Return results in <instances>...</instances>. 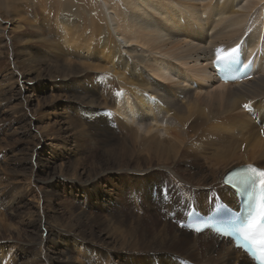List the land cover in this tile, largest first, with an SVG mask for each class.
Returning a JSON list of instances; mask_svg holds the SVG:
<instances>
[{
	"label": "bare ground",
	"instance_id": "obj_1",
	"mask_svg": "<svg viewBox=\"0 0 264 264\" xmlns=\"http://www.w3.org/2000/svg\"><path fill=\"white\" fill-rule=\"evenodd\" d=\"M6 1V5L17 13L16 9H19L15 5L20 3L14 4V0ZM42 2V8L49 9L47 18H53L52 21L59 31L62 42L59 43L58 55L66 58L61 61L63 73L60 89L70 98L80 102L79 106H83L82 115H85L84 118L89 122V126L86 127L80 120L75 121L74 118L72 124L76 128H81L76 124L81 123L89 132L90 138L97 146L96 154L91 158H97V161L92 160L87 169L80 158L72 157L73 160H68L63 166L58 167L56 174L53 166L44 165L43 168L37 166L40 162H36L39 158L36 156L37 148L34 146L28 147L31 153L25 158L29 165L22 166L24 160L14 158L16 166L10 169L14 179L18 177L23 179L27 175L31 178V186L39 184L41 191L40 199L38 198L40 202L36 201L33 204L25 202V205L21 204L22 206H18L13 212L15 218L24 226L23 228L14 226L16 231L8 232L13 235V247H16V251L9 250L6 254L8 259L9 256H13L12 264H75L71 256L73 249L74 252L80 251L78 253L86 264H184L180 258L195 264H211L208 261L220 264H235L236 261H242L243 264H252L241 251L235 250L231 245L215 239L208 233L196 234L180 228L170 218L172 213L178 210H181L180 216L184 217L191 203H196L208 212L214 206L217 196L230 206L229 215H232V208L239 209L238 200L232 190L222 184V177L232 166L225 171L223 168L241 157L244 161L233 167L252 163L248 158L264 162L262 134L264 0H42ZM1 3L0 0V6ZM22 18L20 16L15 20L19 30L16 35L18 41L21 39L20 36L26 35L31 28L36 30L35 40L38 37L37 41L43 43L49 39L44 40L42 35H50L52 30L49 31V28L39 25L38 22L30 28L29 24H20ZM241 40L244 42V56H255L252 78L234 83L220 81L213 75L212 58L232 48ZM6 42L9 50L13 51L10 39ZM217 49L220 50L219 53ZM48 50L50 51L49 48ZM22 52L20 53L24 54ZM86 70L91 73L89 85L87 83L83 87L68 88L67 82L70 80L68 75L81 74ZM20 72L13 70L5 79H0V108L11 99L9 92L16 87H11V84L13 82L20 84L21 74L25 73ZM35 76L32 78L36 79ZM94 78L101 82L100 86ZM192 83L196 84L195 88ZM2 86H5V89ZM193 90L203 91L200 100L205 107L198 108L194 105L199 100V95L190 96ZM98 96L102 97V104L107 111H111L118 118L114 121L122 126L123 130L120 133L122 138L117 137L118 141L115 140L112 122L99 113ZM246 104L251 105L250 112L243 109ZM45 116L43 117L46 119ZM20 117L22 119L24 117L25 120L31 119L23 113ZM47 127L42 128L45 133L56 131L52 127ZM84 129L81 128L80 136L87 132ZM53 140L56 141V138ZM83 148L79 145L78 138H75L61 153L72 152L75 155ZM240 151L243 153L238 154ZM201 155L213 176L211 185H214L211 191L203 192L204 187H209L208 174L196 177L195 171L178 170V163L184 157L200 158ZM19 166L32 169L31 171L16 169ZM189 166H193L192 161L189 162ZM260 167L264 168V165ZM5 174L8 175L6 169L0 167V175L8 181ZM116 174L120 176L118 182L127 185L128 190L117 189L116 183V187L112 188L113 193H107L98 186V180ZM168 177L178 184L179 189L170 194L165 185L167 197H163L159 189L160 194L154 198L157 203L152 202L150 197L148 200L147 195L151 194L153 187L149 184L152 182L151 179L168 181ZM131 182L145 188L146 194L141 197L145 198L146 205H156L158 214L165 216L166 221L172 224L160 219L161 222L143 224L142 205L137 204L136 200L134 205H130L138 212H124L126 203L137 197L135 189L139 187L131 186ZM0 183L2 186L5 185L2 181ZM66 183L85 187L88 192L87 212L80 208V204L79 207L77 204L71 206L67 200L64 201L66 209L57 210L50 206L52 204L50 201L59 196L57 187ZM11 191L8 190L5 194L10 195ZM215 194V199L212 198L209 202L211 195L213 197ZM178 195L183 196L187 203L179 201ZM19 197L21 198V194L9 200L17 204L20 201ZM97 202H100V208L96 207ZM118 202L121 214H117ZM97 211H100V214ZM1 220L0 217V227L5 228L7 224L4 226ZM1 230L3 229L0 228ZM1 241L8 242L0 239V247H3ZM190 253L204 261L191 260ZM59 259L61 261H58Z\"/></svg>",
	"mask_w": 264,
	"mask_h": 264
},
{
	"label": "rangeland",
	"instance_id": "obj_2",
	"mask_svg": "<svg viewBox=\"0 0 264 264\" xmlns=\"http://www.w3.org/2000/svg\"><path fill=\"white\" fill-rule=\"evenodd\" d=\"M1 2H2L1 3L2 5L0 6V19H1V22H0V40H1L0 41V61H1L0 62V79H5L6 76L8 75V73H12L13 70H16V71H19V72L20 71L25 72V73L20 72V73H22L21 74L22 75L21 76L22 78H21L20 84H18L17 82H15V83L13 82L11 84V87H13V88H14V86H16L15 87L16 89L14 88V89L11 90L12 92L11 91L9 92L11 94L10 97H11L12 100L10 99V101H8V102H6L4 104L5 105L4 107L1 106V108H0V119L3 120V122L0 123V167L1 168H5L6 171L8 172V175L5 174L6 176H8V178H7L8 181L5 180L6 179L5 177L4 178L2 177L3 174H1L2 176L0 175L1 176L0 177V182L2 181L3 184H5L4 186H2V184L0 183V187H1L0 188V217L2 219L1 222H3L5 224L4 226H6V224H7V226L5 228L2 227V226L0 227L1 229H3V230L0 231V239L1 240H7L8 241V242L1 241L3 247H0V264H12L13 263L12 261H14L13 256H9V259H8V256H6V254H7V252L9 250L16 251V247H13V240H14L13 239V235L9 234L8 232L9 231L15 232L16 230L14 229V226H19L21 228H23L22 226H24V225H22V222L18 218H15V216L13 215V212H15L18 209V206H22L21 204H23V205H25L26 203L27 204H31V203L33 204V202L38 201V198L40 199L39 192L41 191V187H40L39 184H36L35 183L36 185L34 184L33 186H31L32 185L31 184V178L28 177L27 175H25V176L23 175L24 176L23 179H22V177H18L16 179H14V177L12 175V171H10L11 167L16 166L15 161H14V158H19L21 161L23 159L24 162L21 163L22 166L24 164L26 166L29 165V164H27L25 158H26V156H28L31 153V150L28 147L29 146H32V148H33V146H34V147L37 148L36 149V151H37L36 152L37 153L36 156L38 155L37 158H39V160L36 159V162H38V163L40 162L39 164L37 163L38 164L37 166L39 168H43L44 165L50 166V167L53 166L52 168H53L54 172L57 174L58 167L63 166L66 163V161L68 162V160L71 161V160H73L75 158L76 159H79L80 158V160H82L84 162L83 164H84L85 168L89 169L88 166H89V164L92 163V160L97 161V158L96 159L91 158L92 156L94 157V155L96 154V148L95 147H97V146H96L94 140H92L90 138L89 132L87 130H85L84 129V126H82V124H81V123H83L86 127H87V125L89 126L88 119L87 118H84L86 116L85 115L83 116L82 115L83 113L81 112V109H82L83 106H79V105H81L79 101H76L72 97L70 98V96H67V93L62 92L61 89H60V87H61L60 80L62 79L61 75L63 73L62 72L63 70L61 69L62 68L61 61H64L66 58L63 57V56H61V55H58V54H60V52H59L60 51V49H59L60 48V44L59 43H61L62 41H61V38L59 37L60 35H59L58 28L55 26V22L52 21L53 18L52 19H48L49 17L47 18V16H48V13L47 12H49L48 11L49 9H46L47 10L46 11V10H44L42 8V5H41V4H43L42 0H14V4H17V3L19 4L20 3L19 5H15L19 9V10L16 9V11H17V13H16V12H14V11L11 10V7L9 5H6V3H7L6 0H1ZM7 7H9V8H7ZM20 9H22V10H20ZM16 15H18V16H16ZM20 16H21V18L23 17L22 18L23 21L20 24H26V25L29 24L30 25V28H31V25H35L38 22L39 25L45 26V27L49 28V31L52 30V34H50V35H47V34L45 35L44 34L45 36L42 35L44 40H46V39L49 38L48 40H46V41L43 42L45 44H43L42 42L37 41L39 39L38 37L35 40L34 32H36V30H34L33 28L29 29L26 35H21L20 36L21 39H19V41H18V39H16V35L19 32V30L17 29L18 24L15 22V20H17L18 17H20ZM2 20L4 21L3 23H2ZM24 21H25V23H23ZM4 25L6 27H4ZM31 32H33V33H31ZM27 37H29V38H27ZM33 38H34V40H33ZM7 39L8 40L10 39V41L13 43V51H10L9 50L8 43L6 42ZM33 42H35V43H33ZM4 46L5 47L7 46V47L5 48ZM46 46H48V47H46ZM26 47H27V49H25ZM51 47H52V49H51ZM48 48L52 52H50L48 50ZM16 49H18V50H16ZM20 52H22L24 54H21ZM32 52H33V54H32ZM53 53H54V56H53ZM8 55H9V57H8ZM57 55L59 57H57ZM13 56H15V57L12 58ZM29 56H31L30 59L28 58ZM52 57H54V58L52 59ZM60 57H62V58H60ZM31 58H33V59H31ZM6 59H8V60H6ZM32 60H34V61H32ZM49 61H50V63H48ZM71 61H73V60L71 59ZM29 62H31L30 65H29ZM26 64H27L28 67L25 66ZM44 64L45 65L47 64V66H45ZM53 64H55L54 67H53ZM25 67H26V69H25ZM33 67L36 68V69H34ZM39 67H40V69H39ZM23 68H24V70H23ZM71 71H73V70H71ZM81 74L74 73V74L68 75L70 77V80L68 81L69 84L67 82V86L69 85L68 88H71V87L72 88L83 87V85H87V83L89 85V83H90V76H91L90 74L91 73H89V71L86 70V71H84ZM35 75H39V76L36 77ZM34 76H35L36 79H33L32 78ZM48 77L50 79H48ZM84 77H85V79H84ZM94 80L96 81L97 84L99 83L98 84L99 86L101 85L100 84L101 82H98L96 78H94ZM71 82H73V83H71ZM192 85H193V88H195L196 84L195 83H192ZM2 87L5 89V86H2ZM202 93H203V91L202 92H200V91H195L194 92V90H193L192 93H191V95H190V96H193V97L196 94L199 95L198 96V99L199 100L196 101L198 104L196 102L194 103V105H196L198 108L199 107H205L204 103H202V101L200 100ZM18 94H20V95H18ZM65 95H66V97H65ZM13 97H14V99H13ZM46 97H48V98H46ZM100 97L101 96H98V98H97V101H98L97 103H99V108L98 109H100L99 110V113L102 114L103 117L109 119L112 122L113 127H114V130L113 131L115 132V138H116L115 140L118 141L117 137L118 138L119 137L122 138V135L120 134L122 132V130H123L121 128L122 126L118 125L117 124V121H114L115 118H117V117H115L116 115L114 116V114L111 111H107L106 107H104L103 104H102L103 103L102 97L101 98ZM24 98L26 100H24ZM49 101H51V102H49ZM76 108H78V109H76ZM48 111H49V113H48ZM22 113L25 114V116L28 115V117H30L31 119L25 120L24 117L22 119V117H20V115ZM44 113L46 114V116H45ZM62 114L64 116H66V117H63ZM34 115H35V117H34ZM67 115H68V118H67ZM43 116H45L46 119ZM73 116H75V117H73ZM35 118H37V120ZM74 118H75V121H79L80 120L81 123L79 124L77 122L76 124L78 126H80L81 128H83L84 131H87V132H85L86 135H85V133H82L81 136L79 135L82 131H81V128H79V127L76 128V126H74L72 124ZM71 119H72V121H71ZM60 122H62V123H60ZM42 126L43 127H47V126L48 127H52V129H55L56 131H48L49 133H47V131H46V133H45L42 130V128H43ZM39 129H41V130H39ZM59 129H60V131H59ZM61 129H62V131H61ZM68 129H70V131ZM26 132H27V134H26ZM42 132H43V134L45 133L44 134V137H43ZM70 132H71V134H70ZM51 133H53L54 135L51 134ZM49 134H50L51 137L49 136ZM55 134L57 135V137H56ZM47 135H48V137H46ZM31 136H33V137H31ZM82 137H83V139H82ZM34 138H37L38 140L37 139H34ZM39 138H41V139H39ZM54 138H56V141L53 140ZM75 138H78L79 145L82 146V147H84L80 151V153L74 155L72 152H68V153L67 152H63V154H62L61 153L62 150L65 149V148H68L69 145H70V143ZM31 139L33 141L34 140L35 141L33 142ZM27 141H28V143H27ZM8 142H9V144H8ZM30 142H32V144L33 143L34 144L32 145ZM49 144H51V145H49ZM38 145H39V147H37ZM56 146H58V148ZM53 147H55V148H53ZM100 149H101V147H100ZM51 151H53V152H51ZM60 153L62 155H60ZM240 153H243V151L238 152V154H240ZM78 155H79V157H78ZM53 156H54V158H52ZM72 157H73V159H72ZM87 157H88V159H87ZM201 157L200 158H192V157H188L187 158V157H184L180 161V163H178L179 164L178 170H181L183 172L184 171H188V170L195 171L196 172V177L197 176L199 177V175L202 176L205 173L208 174L209 178L207 179V183H208L209 187H204L203 188V190H204L203 192H206L208 190L211 191V189H212V187L214 185V184L211 185V183L213 181V176L210 174V171L208 170V167L206 166V164L204 162L203 155H201ZM194 159H196V160H194ZM243 159L244 158L241 157L239 160H237L235 162L229 163L225 168H223V171H225L226 169H228L231 166L233 167L234 165L238 164L240 161H244ZM248 159L252 163H254L256 165H259V166L260 165H264V162H260V160H258V159H255V158L254 159L248 158ZM88 160H89V162H88ZM190 161H192V163H193V166L192 167L189 166V162ZM19 167H16V169H19V170L26 169V170H30V171L32 169L31 167H29V168H21V167L19 168ZM176 171L177 170H175V172ZM176 173H178V172H176ZM118 176H119L118 174H116V175H110L109 177L106 176L105 178L98 180V186L100 188H102V189H105L107 193L112 192V188H114L116 186H117V189H120L121 188V191H123L124 189H127L128 190L129 187L127 185H122L120 182H118L120 180L119 179L120 176L119 177ZM121 176H123V174ZM26 178H27V180H26ZM4 180H5V182H4ZM25 180H26V182H25ZM159 180L160 179H158V178H152L151 179L152 182H149V184H151V186H153V187H151L152 188L151 194L147 195V197H148V200H149V197H150V200L152 202H154V203L156 202V201H154L155 196H157V195L160 194L159 193V189H161V195L163 197H167V195H166V186H167L168 191L170 192V194H172L175 190L179 189L178 184L175 181L173 182V179L171 177H168V181L169 182L168 181H165V180H160L161 181L160 182ZM108 181H110V182H108ZM118 183H120V184H118ZM115 184H116V186H115ZM71 185H70V183H66V184H64L62 186L61 185L58 186L57 189H58V192H59V196L56 197L57 201H55L56 199H54L53 201H50V203H52L50 206L51 207H54L55 209L57 208V210L59 208H60V210L61 209H66L67 205H65L66 203H64V201L67 200V201H69V203H70L71 206H72V204H77V206L79 207V204H80L81 205L80 208L82 210H84V211L87 212V209L86 208H88V205L86 203H87V195H88V192L84 189L85 187L76 185L74 183H72ZM130 185L131 186H135V188L136 187H139V186H136V183H133V182H131ZM215 185H217V184H215ZM35 186H36V188H35ZM11 189H12V191H11ZM155 189H157V191ZM8 190L11 191L10 195H6L5 194V193H7ZM20 190L21 191H24V192H20ZM36 190H38V192ZM135 190L137 192V194H136L137 197H135V199L131 198L126 203V205L124 206V208L126 207L124 209V212L125 213L126 212L127 213H132V211L138 212V210L134 206H131V205H134L135 200H136V203L137 204H141L142 205V213L144 215L141 216V217L144 219L143 220L144 221L143 224H152V223H157L156 221L161 222L163 220L166 221L165 216H162V215L158 214L157 208H155L156 205L155 206L154 205H149L150 207L148 205H146V203L144 201L145 198L144 197H141V195H145L146 194L145 188L144 187H139V188H136ZM25 192H27V193H25ZM32 192H34L35 194L32 193ZM142 193H144V194H142ZM18 194H21V198L19 197L20 201H18L17 204L16 203L15 204L11 203V200H9V199H13L14 196L15 195H18ZM32 194L35 197L32 196ZM1 195H3L4 197L1 196ZM6 196H7V198H6ZM10 196H12V197H10ZM31 196L33 198H31ZM215 196H216V194L213 197L211 195V199H209V202H210V200H212V198L215 199ZM3 199H5V201ZM7 199H8L9 202L7 201ZM88 200H89V197H88ZM179 201H182V202H186L187 203V201L181 195L179 196ZM38 202H40V200ZM119 204L120 203L118 202V205H117V214H121L122 213L121 207H120ZM64 205H65V207H64ZM96 207H98V208L101 207L100 202H97L96 203ZM80 208H78V209H80ZM184 209H186V205H184ZM100 211H101V209H100ZM100 211H97V213L100 214ZM180 212H181V210H178V211H175V212L172 213V217L173 218L171 217L170 219L171 220L173 219V221H174L175 224H178V222H179L178 219L180 217ZM6 214H9V215L7 216ZM12 220H14L15 222L12 221ZM166 222L172 224L171 222H168V221H166ZM178 226H179V224H178ZM64 227L67 228V226H64ZM174 227H176V226L174 225ZM4 229H9V230H4ZM172 229L173 228L170 225V230H172ZM74 251H75L74 249L71 250V254H72L71 256L74 258V263L75 264H79V263L80 264H86V262L84 261V259L82 257H80V254H79L80 251H78L79 253L77 251L76 252H74ZM53 252H56V251L53 250ZM189 255H190V257H189ZM189 255L187 257H189L191 260H193L195 262H202V261H204V260H201L199 258H196V256L193 253H190ZM180 260H183L184 261L183 263H185V260L186 259L180 258ZM58 261H61V259H59ZM113 261H116V260L113 259ZM208 263H211V264H220V263H216L214 261H208ZM235 264H243V263H242V261H236Z\"/></svg>",
	"mask_w": 264,
	"mask_h": 264
},
{
	"label": "snow or ice",
	"instance_id": "obj_3",
	"mask_svg": "<svg viewBox=\"0 0 264 264\" xmlns=\"http://www.w3.org/2000/svg\"><path fill=\"white\" fill-rule=\"evenodd\" d=\"M219 51L220 50L217 49V53H219ZM235 52L236 50L233 49L223 57L218 54L217 61H231ZM247 107L248 105H245V108ZM262 134H264V130H262ZM250 172L255 173V176L250 175L247 172L239 173L235 176H229L225 183L247 191L249 186L256 180V177H259L260 188L257 208L254 211H250L245 219L239 220V223H236L235 221L233 223L235 224V231L238 232L248 243H252L253 238L259 234L260 241L257 246L264 247V170L250 168ZM252 198L253 193L250 192L249 199L251 200Z\"/></svg>",
	"mask_w": 264,
	"mask_h": 264
}]
</instances>
